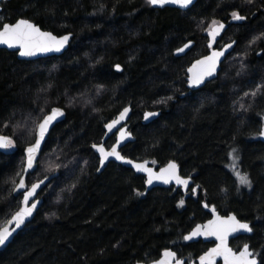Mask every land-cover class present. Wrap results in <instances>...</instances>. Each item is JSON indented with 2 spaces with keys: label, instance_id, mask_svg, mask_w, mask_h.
<instances>
[{
  "label": "trees",
  "instance_id": "trees-1",
  "mask_svg": "<svg viewBox=\"0 0 264 264\" xmlns=\"http://www.w3.org/2000/svg\"><path fill=\"white\" fill-rule=\"evenodd\" d=\"M233 11L246 19L229 23L217 46L235 40L234 48L214 80L190 91L186 69L208 52L211 21L228 22ZM0 17V24L24 17L55 34L72 33L58 56L21 60L0 49V135L16 141L12 150L0 151V227L20 205L14 181L23 172L24 149L35 140L33 122L54 107L66 113L27 177L28 186L49 179L42 205L0 246V264L147 263L165 248L176 250L184 264H197L212 243L183 236L210 217L203 202L250 222L252 234L231 240L235 250L249 243L264 254V142L258 134L264 38L249 43L264 33V0H196L186 10L154 8L147 0H3ZM189 40L191 49L175 56ZM127 105L135 140L122 154L156 167L177 161L181 174L193 178L195 194L175 186L146 192L143 174L113 161L97 172L92 145ZM147 110L160 114L144 124ZM25 123L31 134L16 127ZM114 141L111 135L105 145ZM232 148L252 180L250 191L239 188L227 168Z\"/></svg>",
  "mask_w": 264,
  "mask_h": 264
},
{
  "label": "snow or ice",
  "instance_id": "snow-or-ice-1",
  "mask_svg": "<svg viewBox=\"0 0 264 264\" xmlns=\"http://www.w3.org/2000/svg\"><path fill=\"white\" fill-rule=\"evenodd\" d=\"M248 2L251 3L252 0H248ZM147 3L149 5L161 7L167 4H173L178 5L181 8H188L193 3V0H147ZM231 15L232 19L236 21H243L246 19V17L241 15L239 11H233ZM2 20L3 17H0V21ZM224 27L225 25L219 21H211V25L208 29L209 35L211 37V41L208 44L209 48L212 47V43L215 42L216 37L220 35V31L223 30ZM70 36V33L68 35L56 36L52 32L42 31L36 23L23 18L17 19L14 23L0 24V44L6 45L8 48L18 47L19 54L21 56H34L37 53H46L51 51L59 52L65 47L66 44H68ZM261 38H264V33H261L260 36L253 37L249 43H255L256 40ZM233 44H235V41L224 45L221 50H213L209 55L204 56L202 59L196 60L192 67L188 69V72L192 74L189 76L188 83L191 86H199L204 82L206 77L213 76V74L216 72L218 63L220 62V58L225 54L224 49L231 48ZM191 46L192 41L189 40L188 43L183 45V47L178 48L176 52L178 54L183 53ZM115 67L117 70H122L119 64H117ZM256 94V91L251 92L253 97L256 96ZM244 95L248 96L249 93L246 92ZM163 102L165 101H160V103ZM241 107H244V105L242 104ZM40 111L43 112L44 109L41 108ZM129 111L130 109L125 107L123 111L119 113V117L117 119H113L110 123L106 124L105 127L108 129V131L111 132L118 124H120V122L126 118ZM63 115L64 112L61 108L54 107L48 114L43 115L42 118L38 120V122H33L35 141L25 149L26 162L22 171L27 172L29 169L33 168L36 162L37 154L41 150V144L45 141L46 135L49 134L50 126L53 125V122L56 121L58 117ZM155 115H157V113L146 112L145 119ZM16 127L22 128L28 134L32 133V129H29L26 123L24 125H17ZM258 134L260 136H264V130H261ZM131 135V132L127 131L126 127H121L119 129V135L117 137L116 143L112 144L110 148H106L103 142L92 145V147L99 153L100 167H103L105 162L108 161L110 157H114L118 161L132 164L138 172L146 173V183L148 185H152L154 181H161L165 184L174 181L177 185H182L186 189L188 188L191 176H181L179 173V165L176 163V161H169L166 166L160 168L159 172H156L152 168L148 167L147 160H145L143 163H134V161L122 155L118 149L121 143ZM15 146L16 141L12 136L0 135V149H12ZM229 155L232 159L229 167L238 178L239 183L251 188L252 180L249 174L246 172H241L238 168L240 161L238 149L232 148ZM152 163H155V161ZM99 170L100 169L98 168L97 171ZM17 175L19 176L20 173H17ZM42 183L43 181H39L37 183H33L30 188H27L22 176L18 184H16L14 181L15 187L13 191L25 189L23 192L22 206L19 207V209L11 216V219L7 221L6 226L0 227V246L6 245L13 233H15L17 229L25 224V221L28 217L33 215V211L37 208L39 201L32 202L30 206L29 201L30 198L35 196L37 188H39L40 184ZM192 191L195 192L196 189L193 188ZM143 194L144 193L142 192H137V195ZM183 203L184 201L181 200L180 205H183ZM204 207L207 208L208 205L205 204ZM211 211L214 214V219L208 220L204 225H196V227L189 234L183 236V239L186 241L192 240L193 238L199 236L215 237V239L218 241L215 247L208 249L207 252L199 257V264H216V257H223L224 264H264V254L251 250L249 244H244L243 248L239 251H233V249L228 246V237L230 235L240 232L251 233L253 231L250 223L242 222L235 214L220 216L217 213L215 206L211 208ZM152 264H184V261L177 258V253L175 251L165 248L161 258L153 261Z\"/></svg>",
  "mask_w": 264,
  "mask_h": 264
},
{
  "label": "water",
  "instance_id": "water-1",
  "mask_svg": "<svg viewBox=\"0 0 264 264\" xmlns=\"http://www.w3.org/2000/svg\"><path fill=\"white\" fill-rule=\"evenodd\" d=\"M2 1H3V0H0V10H1V2H2ZM195 2H196V0H193V3H192L188 8H190ZM151 6L154 7V8H162L161 6H154V5H151ZM163 7H174V8H178V9H181V10H186V9H188V8H181L180 6H178V5H173V4H167V5H164ZM21 18H23V19H27V18H24V17H20V18H18V19H21ZM16 20H17V19H16ZM16 20H15V21H16ZM28 20H29V19H28ZM15 21H14V22H15ZM30 21H31V20H30ZM14 22H5V23H14ZM32 22H33V21H32ZM231 22H241V21H236V20H233L232 18H230V20H229L228 22L221 21V23H223V24L225 25V27H224L223 30L220 31V35H218V36L216 37L215 42L212 43V47H211V48L208 47V52H207L206 54H204L203 56H200V57L194 59V60L189 64V66L187 67V69H186V85H187V88H188L190 91H195V90H197V89H199V88L205 86L208 82L214 80V79L218 76V73H219V71H220V69H221V64L223 63V61L225 60V58L227 57V55L232 51V49L234 48V46H235V44H236V41H235V40H232V41H235V44H233V46H232L231 48L224 49L225 54H224V56H222V57L220 58V62L218 63V65H217V69H216V72L213 74V76H211V77H206L205 80H204V82H203L202 84H200L199 86H191V85L188 83L189 76L192 75L191 73L188 72V69L192 67V65L195 63L196 60H198V59H202L204 56L209 55L213 50H217V51H218V50H221V49L223 48L224 45H227V44L232 43V41H228V42L222 44L221 46H217V42H218L220 36L225 32V30H226L227 27L229 26V23H231ZM33 23H34V22H33ZM37 25H38V24H37ZM38 26H39V25H38ZM39 27H40V26H39ZM40 28H41V27H40ZM41 30H42V31H49V32H52V31H50V30H46V29H42V28H41ZM52 33H53V32H52ZM53 34L56 35V36H63V35H68L69 33H63V34H59V35H58V34H55V33H53ZM70 34H71V36H70V39H69L68 44H66L65 47H64L61 51H59V52L51 51V52H46V53H37V54L34 55V56H21V55L19 54V49H18V47H17V48H8L6 45H2V44H0V49H6V50H8V51H14V52H16V56H17V58H18V59H21V60H35V59H38V58H44V57H49V56H58V55H61L62 53H64L65 50L68 48L69 43H70V41H71V37H72V33H70ZM207 37H208V41H207V46H208L209 42L211 41V37H210L208 31H207ZM185 43H188V41L185 42ZM185 43H184V44H185ZM184 44H182V45L179 46L178 48L183 47ZM193 44H194V42L192 41V46H193ZM192 46H191V47H192ZM191 47H190L189 49H186L185 52H183V53H179V54L176 52V50L178 49V48H176V49L174 50V55L177 56V57L184 56V55H185V54L191 49ZM116 65H117V64H116ZM116 65H115V66H116ZM119 65H120V64H119ZM120 66H121V65H120ZM115 69H116V67H115ZM121 69H122V67H121ZM116 70H117V69H116ZM118 71H120V70H118ZM125 107H128V108L130 109V111H129V113L127 114L126 118H125L123 121H121L120 124H118V125H117V126L111 131V132H109L108 129L105 127V133H104V136H103L101 142L104 143V146H105L106 148H110V146H111L112 144H115V143H116L117 137H118V135H119V129H120L121 127H126L127 131L131 132V130L128 128V124H127L128 120H129V118H130V114H131V106H130V105H127V106H125ZM125 107H124V108H125ZM124 108H123V109H124ZM123 109H122L121 111H123ZM62 110H63V109H62ZM50 111H51V110H50ZM50 111H49V112H50ZM121 111H120V112H121ZM49 112H48V113H49ZM63 112H64V115L61 116V117H58L57 120L53 122V125L50 126L49 134H50V132L52 131V129L54 128V126H55L56 124L62 122V121L65 119V117H66V113H65L64 110H63ZM120 112H119V113H120ZM146 112H154V113H157V115L152 116V117H149L148 119H145V113H146ZM48 113H47V114H48ZM119 113H118V114L116 115V117H114L113 119H117V118L119 117ZM159 114H160V110H154V111H149V110H147V111H145L144 114H143L142 123L146 124V123L151 122L153 119L157 118ZM113 119L109 120L106 124L110 123ZM106 124H105V125H106ZM261 130H264V116H263V124H262ZM261 130H260V131H261ZM49 134L46 135V137H45V141L42 142V144H41V150H40V152L37 154L36 162H35L33 168H32V169H29L27 172H24V171H23L22 174H21V176L23 177V179H24V181H25V185H26L27 188H30V187H31V185H30V186L27 185V177H28V175H29L30 173L34 172V170L36 169V165H37L38 159H39V157H40V155H41V153H42V151H43L44 144H45V142H46V140H47ZM131 134H132V135H131L130 137H128L125 141H123V142L121 143V145H120V147H119V149H118L120 152H121V149H122L125 145H127L129 142H133V141L135 140V137H134V135H133L132 132H131ZM111 135H115V141H114L110 146H106V145H105L106 140H107ZM259 139H260L262 142H264V136H260V135H259ZM34 141H35V140H34ZM34 141H33V143H34ZM101 142L96 143V144H100ZM27 147H28V146H27ZM27 147H26V148H27ZM26 148H25V149H26ZM25 149H24V166H25V162H26V151H25ZM93 149H94V148H93ZM7 150H8V149H0V151H7ZM94 151H95V153L97 154L98 159H99V153L96 151V149H94ZM121 154H122V152H121ZM122 155H123V154H122ZM126 157H127L128 159L134 161V163H143L145 160H147V161H148V167L152 168V169H153L154 171H156V172H159L160 168L166 166L167 163H168L169 161H171V160H169V161L166 162L164 165H162V166H160V167H156L155 165L152 164V160H150V159L140 160V159H133V158H130V157H128V156H126ZM172 160H173V159H172ZM111 161H113V162H117V163H120V164H123V165H125V166H128V167L132 168L136 173L143 174V175L145 176V187H146L145 190H146V192L149 191V190H151V189H153V188H156V187H168V186L179 187V188H181V190H182L183 192H185V193L188 191V189H189L190 187H192V189H193V188L197 189V186H194V185H193V178H192V177H191V180H190V182H189V186H188L187 189H186L184 186H182V185H177L174 181L171 182V183H168V184H165V183H163V182H161V181H154L152 185H148V184L146 183V180H147V174H146V173H144V172H138V171L134 168V166H133L132 164H127V163H124V162H122V161H118V160H116L114 157H110L109 160L105 162V165H104L103 167H100V163H99L98 168H99L100 170L97 171V172H101V171L105 168V166H106L109 162H111ZM174 161H175V160H174ZM176 163H177V161H176ZM177 164H178V163H177ZM178 165H179V164H178ZM24 166H23V167H24ZM179 173H180V175L183 176V177H188V176H189V175H183V174H181L180 167H179ZM21 176L19 177V179H18V181H17L16 184H18V182H19ZM40 181H43V183L40 184V187L37 188V190H36V194H35V196L32 197V198H30V201H29V206H30V204H31L32 202L39 201V203L37 204V208L33 211V215H32L31 217H28V218L26 219L25 224L22 225L19 229H17L15 233H13L12 237L9 239V241L6 243V245H8V244L13 240V238L15 237V235H16L19 231H21V230H22L27 224H29V223L33 220V218L35 217L37 211L39 210L40 206L42 205L43 199H42V197L40 196V193H41V190H42V189L48 184L49 179H48V178H45V179H42V180H40ZM37 182H39V181H37ZM37 182H35V183H37ZM192 185H193V186H192ZM24 190H25V189H19V190L14 191V194H15V195H21V201H20V205H19V207L22 206V200H23V192H24ZM195 192H196V191H195ZM195 192H193V194H195ZM205 204H206V203L203 202V207H204ZM19 207H18V209H19ZM212 207H213V205H210V206H208L207 208L204 207L205 210H207V211L210 213V217H209L208 219H206L204 222H202V223H197L196 225H198V224H199V225H204V224L207 223L208 220L214 219V214H213L212 211H211V208H212ZM18 209H17V210H18ZM17 210H16V211H17ZM16 211H14L13 214H14ZM216 211H217V213H218L220 216H228V215L235 214L234 212H230V213H228V214H221L217 209H216ZM13 214H12V215H13ZM12 215H11V216H12ZM235 215H236V214H235ZM11 216L9 217L8 220L11 219ZM236 216H237V215H236ZM237 218L240 219L238 216H237ZM8 220H7V221H8ZM240 220H241V219H240ZM7 221H6L1 227L6 226V225H7ZM241 221H242V222H248V223H250V222L247 221V220H241ZM196 225H194V226H193V227H192V228H191V229H190L185 235L189 234V233H190V232L196 227ZM250 226H251V224H250ZM251 227H252V226H251ZM250 234H252V232H251V233L240 232V233H234V234L230 235V236L228 237V246H229L230 248H232L233 251H239V250H241V249L243 248V245L246 244V243H244L239 249L235 250V249L231 246V244H230L231 240H233V239H235V238H237V237H240V236H248V235H250ZM185 235H184V236H185ZM198 240H202L203 242H211L212 244L209 246L208 249L215 247L216 244L218 243V241L215 239V237H204V236H199V237H195V238H193L192 240H188V241L184 240V241H185V242H189V243H191V242H196V241H198ZM247 244H249V243H247ZM6 245H4V246H6ZM249 246H250V245H249ZM169 249H171L172 251H175V252H176V250H174V249H172V248H169ZM208 249L205 250L203 253H201V254L197 257V259H196L197 264H199V257L202 256L205 252H207ZM250 249H251V248H250ZM251 250H252V249H251ZM162 253H163V251L161 252V255H162ZM176 253H177V252H176ZM161 255H160L159 258H157L156 260L160 259V258H161ZM177 258H179V259H181V260H183V261L185 262V258L179 257V256H178V253H177ZM258 259H259V258H258ZM153 261H155V260H153ZM153 261H150V262H147V263H145V262H141V261H138V262H139V264H152ZM138 262H136V263H134V264H138ZM216 264H224L223 257H216Z\"/></svg>",
  "mask_w": 264,
  "mask_h": 264
},
{
  "label": "rangeland",
  "instance_id": "rangeland-1",
  "mask_svg": "<svg viewBox=\"0 0 264 264\" xmlns=\"http://www.w3.org/2000/svg\"><path fill=\"white\" fill-rule=\"evenodd\" d=\"M13 149V148H12ZM12 149H9V150H12ZM239 154V153H238ZM239 157H240V154H239ZM231 162H232V159H231V156L229 155V163L227 164V168H228V170L232 173V175L234 176V178L236 179V182H237V185H238V187L239 188H241V189H244V190H246V191H250L251 190V188H249V187H247L246 185H242V184H240L239 183V180H238V178L236 177V175L232 172V170L230 169V167H229V165L231 164ZM240 167V161H239V164H238V168ZM240 170V169H239ZM241 171V170H240ZM241 172H243V171H241Z\"/></svg>",
  "mask_w": 264,
  "mask_h": 264
},
{
  "label": "flooded vegetation",
  "instance_id": "flooded-vegetation-1",
  "mask_svg": "<svg viewBox=\"0 0 264 264\" xmlns=\"http://www.w3.org/2000/svg\"><path fill=\"white\" fill-rule=\"evenodd\" d=\"M192 186H193V185H192ZM189 189H191V190H192V187H190ZM189 189H188V191H189ZM188 191H187V192H188ZM187 192H186V193H187Z\"/></svg>",
  "mask_w": 264,
  "mask_h": 264
},
{
  "label": "bare ground",
  "instance_id": "bare-ground-1",
  "mask_svg": "<svg viewBox=\"0 0 264 264\" xmlns=\"http://www.w3.org/2000/svg\"><path fill=\"white\" fill-rule=\"evenodd\" d=\"M35 183V182H34Z\"/></svg>",
  "mask_w": 264,
  "mask_h": 264
}]
</instances>
